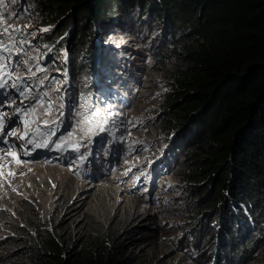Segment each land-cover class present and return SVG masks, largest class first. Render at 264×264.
<instances>
[{"label":"trees","instance_id":"16d2710c","mask_svg":"<svg viewBox=\"0 0 264 264\" xmlns=\"http://www.w3.org/2000/svg\"><path fill=\"white\" fill-rule=\"evenodd\" d=\"M35 4L42 40L57 41L54 53L64 45L71 65H81L92 55L95 36L107 30L114 34L116 25L111 23L117 22L112 19L118 14L140 10L152 11L156 18L170 16L172 21L163 19L168 40L160 43L158 58L148 71L151 84L161 78L158 93L164 94L159 107L150 110L160 120L155 137L173 134L172 148L186 145L177 184L185 192L184 205L191 216L185 230H179L178 239L184 233L176 241L179 251L171 244L159 254L151 245L167 237L154 226L159 224L155 217L141 219L133 202H123L131 212L113 201L104 210L96 205L107 201L112 191L132 200L135 193L125 183L120 182L118 190L115 179L104 177L98 183L107 186L78 207L65 185L47 190L45 195L54 189L61 192L55 199L50 196L45 210L31 192L0 213L1 221L11 227L5 240L0 236V244L5 242L0 264L11 250H18V259L9 264H222L220 258L232 250L244 264H264V0ZM64 15L67 20L59 22ZM131 20L132 15L125 23ZM171 24L176 27L172 38ZM155 87L150 96L157 92Z\"/></svg>","mask_w":264,"mask_h":264},{"label":"clouds","instance_id":"9594fccd","mask_svg":"<svg viewBox=\"0 0 264 264\" xmlns=\"http://www.w3.org/2000/svg\"><path fill=\"white\" fill-rule=\"evenodd\" d=\"M34 1V0H33ZM35 2V1H34ZM36 10V6H35ZM151 12V11H150ZM146 12V16L150 13ZM125 13V12H124ZM118 14L119 16L116 18L114 17L112 19L117 21L116 23H111L112 25H116L115 28L116 34H121L126 37H128L129 41H132V43L128 46H125L123 43V51L122 53L126 52L131 54V51H134V58H137V53L139 54L138 59L132 60L133 66L137 72L135 74H126L123 71L119 69V67H115V69H107L102 71L100 75H94L90 76L86 75L84 70H79V74L84 76L83 84L90 85L91 79H93V82L96 83L95 89L90 90L89 92H84V102L87 106V103L89 101L92 102L91 104L94 106L90 110L95 112L96 117H92L89 120L87 119L85 125L83 121V117L80 115L83 114V111L86 107H81L79 109V113L77 116H73V120L68 119L67 121L64 120V123L68 128L75 127L76 125H80V127L90 128L92 126H100L102 127V130H105V126L108 122L113 120H117L120 115L121 119L119 123H115V127H112V129H108V132L112 134L113 136L121 135V137L116 138L117 145L119 147H116L113 150H105L99 155H95L94 159L96 164L92 165V167L86 172V177L84 181H82L80 184H85V186H99L100 183H98L101 179L104 177H107L108 179H115L117 183H125L128 185V175L131 173L139 172V175L137 174L136 180L141 181L142 187L146 183L147 190H141V192H137L133 185L129 184V188L134 191L135 196H133L132 200L136 203L138 207H141V209L146 208L142 205L143 202H145L147 205H152L153 199L157 196V187L155 183L156 177H161L160 175L156 174L160 172L161 168H165L168 166L171 161L176 160L175 168L172 169V173H165L161 179L162 181L167 180L166 182H170L171 187L169 189L170 193L175 194L176 196L170 197L168 202L165 203L163 210H169L172 208H178L180 205L181 200L178 198L179 193L181 192V188L178 187L177 181L174 183L171 179V177L177 178V171L179 167L181 166V161L184 158L186 145L180 144L176 148H172V144L174 143V140L176 139L173 134L172 135H165L162 133L159 135V137H155L153 133L155 132V125L153 124L157 123V121H160L154 114V112L150 109L141 110L139 107V104L141 103L140 96L141 93L144 91V84L149 81L150 77H148V71L152 70V66L155 64L156 59L158 58L155 53H157L158 49H161V42H167L168 36L166 29L163 27L164 21L160 26H151L147 23V19L143 18L140 23H138V19L135 18L134 20H131L128 23H125V20L128 19V17L133 18V14L136 13L135 11L132 14ZM139 13V14H138ZM137 14L140 16L143 14L140 10L137 11ZM154 13L151 12L150 16H153ZM165 20L169 21L172 19L170 16L165 17ZM111 21V22H112ZM133 29H128L130 28ZM172 25V24H171ZM37 30H34L38 37L40 36V32L43 31L42 25L36 26ZM175 26L172 25L171 30V38L175 32ZM152 30L149 33H146L145 36L140 31L147 30V32ZM103 32V31H102ZM107 33L108 30L106 31ZM105 32V33H106ZM105 33H101L99 36H95L93 41V46H95V42L100 44L104 39H107L104 37ZM109 35V34H108ZM150 37V43L151 49L147 50L150 51V54H152L153 61L147 65H145L148 62V56L147 53H142L144 47H140L138 45L141 44L146 40L147 36ZM134 39V41L132 40ZM42 36H40L39 42L44 41L42 40ZM137 45V46H136ZM94 48V47H93ZM63 50L66 52V48L64 45L60 46V50L57 53H54V49L49 50L45 48V51H47L56 61L54 64L56 67H61L63 65H67V59H65L66 54L63 52ZM118 51H116L117 53ZM115 53V54H116ZM58 54V55H56ZM149 54V53H148ZM82 56L80 58H83L85 53L81 54ZM136 55V57H135ZM116 58V55L115 57ZM84 60H89L90 62L92 60L93 63L100 64L102 63L103 59V52L96 50L92 51V55H86ZM110 60H115L113 58H110ZM109 60V61H110ZM142 63V65H141ZM138 65V66H136ZM19 66H22L20 64ZM25 69H33L31 66ZM146 71L143 73V71ZM30 74H28L29 76ZM139 75V76H138ZM105 80V81H104ZM101 82V84L104 85V90L106 91L105 96L99 94V91L96 93L94 92L96 90V87H98L97 82ZM105 82L107 84L105 85ZM78 83V82H77ZM77 83L74 84V86L67 88V91L73 92L76 90ZM151 84V82H150ZM149 84V86H150ZM149 91V89H147ZM150 92V91H149ZM164 93V91L162 92ZM64 90H60L58 95L60 97H63ZM152 96H158L161 97L158 92H155ZM163 96V94H162ZM96 99V102L93 100ZM62 99V98H61ZM78 100L81 101L82 97H78ZM103 101H108L106 104L103 103ZM158 101V100H157ZM107 107V108H106ZM98 109V110H97ZM108 109V110H107ZM104 118L103 120H99V118ZM126 121V122H125ZM79 123V124H78ZM74 124V125H73ZM88 126V127H87ZM67 130V129H66ZM105 135H108L105 133ZM112 137V136H110ZM175 138V139H174ZM161 139V140H160ZM174 139V140H173ZM169 142V143H166ZM140 145V146H139ZM131 146H136L137 150L131 154L128 155V149ZM90 150H94L95 147L92 145V143H89ZM111 149V148H110ZM139 150V151H138ZM141 153V156L137 159H134L138 154ZM158 153V154H157ZM52 169V173L46 177L44 176H38L36 173H32V171L25 170V172H22L20 170V167H11L9 169H6L3 172L6 173L3 177L0 176V210L3 212L4 210H10L11 203H16L19 201V198L17 197H23L27 198L29 197L31 192L35 193V197H38V190L40 187H44V191L47 192V190H51L54 187H59L60 185H65V183H70L67 181H62L59 176L62 173L68 174L72 176L71 173H66L64 171H61L57 169L54 166H50ZM14 170V175H10L9 172ZM116 174V175H115ZM145 174V177H142V175ZM154 176V179H151L150 175ZM77 175V174H76ZM79 176V175H77ZM73 178V176H72ZM83 177H81L82 179ZM10 181H12L10 183ZM45 183H49V186L46 184V188L44 186ZM134 184V183H132ZM46 189V190H45ZM155 189V191H154ZM178 191V192H177ZM169 193V194H170ZM145 195V196H144ZM168 196V193H167ZM148 198V199H147ZM9 200H12L9 202ZM169 211L167 213H169ZM0 212V213H2ZM165 213V214H167ZM11 227L10 225H5L3 221L0 219V236L6 234L7 231H10ZM256 230L257 228H253ZM184 234V233H183ZM182 234V235H183ZM7 235L3 236V239L5 240V237ZM190 241H194V236L190 237ZM239 242H242L238 240ZM4 242V241H3ZM1 244H4V243ZM0 244V245H1ZM230 247H234V244L229 243ZM2 247V246H0ZM223 258L221 257L222 264H244L241 260H237L234 251L232 250L229 254H224ZM238 261V262H237Z\"/></svg>","mask_w":264,"mask_h":264},{"label":"rangeland","instance_id":"374dc122","mask_svg":"<svg viewBox=\"0 0 264 264\" xmlns=\"http://www.w3.org/2000/svg\"><path fill=\"white\" fill-rule=\"evenodd\" d=\"M19 6H20V4H18L16 2V7L19 8V9L15 12V14L13 15L11 20L13 22L14 27H17L18 29L21 28L20 30L23 31L21 36H23L26 39V41L28 42L27 45L25 46V49L20 52L19 59L23 60L29 66L36 67L38 69H42L43 68L45 70H48L50 68V66L52 67V64L47 61L45 48L39 43L38 35L35 32H31L28 29V24L32 23L31 19H33L34 22H38V20L41 19V17H40L41 14H39V16H37V13L33 12L34 9H35V6H36L34 1H32L30 4L23 5L22 7H19ZM29 6L32 7V13L28 14L29 18L27 20V19H25L23 17V15H24V12L27 11ZM64 13H66V12L64 11ZM150 13L148 14V16H146V14H142V15L139 16L138 15L139 13L138 14H133V16L135 18H140V19L146 18L147 21H148L147 23L149 25L160 26L162 24L163 19L165 17L160 15L157 18H153V16H150ZM65 20H67L66 15H64L60 19L59 22H64ZM19 21H21V22H19ZM21 23H25L26 26H22L23 24H21ZM65 24H67V22H65ZM9 26H10V24H9ZM146 33H147V30H145V33L143 34V36H145ZM107 37H109V35H106V38ZM39 38H40V36H39ZM111 38L120 41V44L123 43L125 46H128V45H130L132 43V41H129L128 37H126L124 35H121V34L114 33ZM132 40L134 41L133 38H132ZM123 44H121V45H123ZM151 44L152 43H150L149 35L147 36L146 40L142 43V45L138 43V45L140 47H142V46L144 47L142 53H147V50L151 49ZM110 48L111 47H108V49H110ZM119 52H121V51H119ZM148 53H147V55H149L148 56V62L145 65H147V64H149V63H151L153 61L152 54H150V51H148ZM3 57H4V59H6L5 54L3 55ZM10 57H12V52L10 54ZM135 57H136V55H135ZM138 57H139V54L137 53V58L136 59H138ZM43 58H44V61L47 64H45L43 62V60H42ZM15 59L16 58H13V64L14 65H16ZM2 64H6V63L2 62ZM11 68H12V66L9 67L8 65L6 67L7 73L9 74V76L12 75ZM145 72L146 71L144 70L143 73H145ZM155 80H156L155 84H150V80L147 81L146 84H144V88H143L144 91L141 93V96H140L141 103L139 104V107H140L141 110H146L147 111L150 108L157 109L159 107V105H160L159 102H157V100L158 101L161 100L162 96L161 97H158V96L156 97V96H150V94H149L150 93L149 91L155 86H156L155 88L157 89V92L160 89L163 88V83L161 81V78L158 76ZM149 84H150V86H149ZM101 85H102L101 87L104 86L103 84H101ZM101 87L99 85L98 89H100ZM147 89H149V91H147ZM165 92H167V91H165ZM104 96L105 95H103V97ZM93 100H94V98H93ZM94 101L96 102V99ZM40 103L43 104L45 107H49V103L45 104V103H43V101L40 102ZM91 103L92 102L89 103V101H88L87 106H86L85 110L83 111V114L80 115L81 117H83L84 125L86 123L85 119L91 117L92 113L89 112L90 108H92V107L94 108V106ZM62 104H63V102L60 101L59 107H58V113H60V114L63 113L62 111H63V108L65 106V105L62 106ZM54 105H55V103L51 107H53ZM103 119L104 118H102V117L99 118V120H103ZM158 123H160V121H157V123L153 124V126L157 125ZM79 127H80V125H78L77 127L75 126L74 128H76V129H73L72 133L75 134L74 135L75 138H79L81 135L84 136V133L81 134L82 130L81 129H77ZM166 143H169V142H166ZM136 150H137L136 146H131L128 149V155L133 154ZM7 156L10 157L11 155H7ZM140 156H141V153L138 154L134 159H137ZM31 160L34 161L33 164L30 162ZM0 161L2 163H8V164L1 165L0 172H3L6 169H9L11 167H20V170L22 172H25V170H29L30 169V171H32V173H36V175H38V176L46 177V176H48V175H50L52 173V169L50 168V165H51L50 163H47V162H42L41 163L38 160L28 159L26 157H23L22 155H19L16 158V160H14L13 162H11L8 159H5L4 157L1 158ZM66 166H68V165H66ZM70 170L72 171L71 174H72L73 178H72V176H70L68 174H65V173H62L59 176V178L62 181L70 182V183H65V186H66L67 189L64 190V191L67 192V193L69 192V197L72 198L73 200H76V204L74 205V207H78V206H81L82 204H86L87 202H89L92 199L93 193L95 194V191L100 190V187L107 186V184H103V185H100V186H95L93 184V185L88 187V186H85L84 183L83 184L77 183V181L79 180V177L76 174H78V172H76V170H73L71 168H70ZM137 174L139 175V172H136L134 174L131 173V174L128 175V180H129L128 185L129 184L133 185V187L135 188V190L137 192H141V188H142L141 183L142 182L141 181H137L135 179ZM156 174L161 176V171L156 173ZM150 176H151V179H154V176L152 174ZM142 177H145V174H143ZM161 179H163L162 176L161 177H156V179H155V183H156V187H157L156 190H157L158 194H161V193H164V192L168 191L170 189V187H171L170 183L163 182ZM171 179H172V181L174 183H176V181H177V183H178V181H180L178 178H175L173 176L171 177ZM132 183H134V184H132ZM119 186H120V183H117V184L114 185V187L116 189H118ZM143 186L146 187V183ZM108 187H109V185H108ZM57 189H59V188H57ZM56 191L57 190L54 189L49 194L45 195L46 192H44L43 185H42V187L39 188L38 197H36V199L40 202L39 204H44V206L42 207L43 210H45V208H47V204H49V200H50L51 197H52V199H55V198H57L58 195H60L61 190L59 191V193H55ZM184 193L185 192L182 190L179 193V195H178V198L181 200V202L179 204L180 206L178 208L177 207L176 208H172V209H170V211L168 209L164 211L163 210L164 207H159L160 209L155 208L152 205H147L145 202H143L142 205L146 208V210L145 209H141V207L135 206L134 200H129V199L121 196V194H119V193H117L115 191H112L111 195L107 196L108 197L107 201H103L101 199V202L97 203L96 205L98 206V208L100 210H104V207L106 205L110 204L111 201H113L115 203H122L119 209H128L129 212H131L133 208L130 207V206H126V205L133 202L132 205L137 207V209L139 210L138 212H135V214L139 215V217L141 219H145L142 216H146V217L147 216H153V217H155L154 220H155L156 224H157V222H159V224L154 225V226L156 228H157V226L161 227L160 230H163V234L167 238L165 239L166 240L165 242L160 243V244H155V245L152 244L151 246H153V248L157 251V253L164 254V252H167V250L170 248L171 244L174 245V248H171V249H173V251H176V250L179 251V249L177 248V242L176 241H178V242L181 241V239L183 237V235H182V237H180L178 239V237L180 236L179 230H185L184 227L186 225H188L189 222H190L189 221V217L191 216V213L189 212V210H187V208L184 205L186 203V200H187L186 199L187 197L185 196ZM172 196H176V195L172 194V193L168 194V196L166 197L167 201ZM123 202L126 205L123 204ZM82 206H85V205H82ZM168 211H169V213H167ZM0 212H2V211L0 210ZM165 213H167V214H165ZM7 244H9V243H7ZM0 246H3V244H1ZM4 247H6V246H4ZM168 254H170V253L168 252ZM17 255H18V250H11L10 252H8L3 258L4 259V264H9V263H12V262L16 261L18 259Z\"/></svg>","mask_w":264,"mask_h":264},{"label":"bare ground","instance_id":"6f19581e","mask_svg":"<svg viewBox=\"0 0 264 264\" xmlns=\"http://www.w3.org/2000/svg\"><path fill=\"white\" fill-rule=\"evenodd\" d=\"M1 65H4V64H2V62H1ZM5 70V75L1 78V80H0V83H4L5 84V86L4 87H8V85H9V81H8V79H9V74L7 73V69L5 68L4 69ZM107 83L105 82V85H106ZM98 86L100 85V87L102 86L101 85V82H99L98 84H97ZM104 87V86H103ZM98 88V87H97ZM102 88V87H101ZM100 88V89H101ZM98 91H99V89H98ZM82 133H84L83 131H81V134ZM74 133H72V140H70L69 139V141L70 142H72V144H71V146H72V148L74 149V150H76V151H78L79 150V148L80 147H85V145H87V142H86V140H85V137L84 136H80L79 138H75L74 137ZM61 143H63L62 141H61ZM19 144V139L18 138H16V140H15V142H14V145L17 147V145ZM51 152H53L52 150H51V148H50V146H48V144H47V148H37V149H35V150H33V151H26L25 153H23V154H20L16 149H9V148H7L5 151H4V154L5 155H22L23 157H26V158H28V159H34V160H38V161H40L42 158H43V156L45 155L46 156V158L48 159V157H49V155H53ZM51 153V154H50ZM55 155H58V157H60L59 158V163L60 164H62V165H67V162L65 161V155L63 154V155H59V153L58 152H56L55 153ZM44 162H47V163H50V162H48V160H44ZM69 168H71V169H73V170H75V168H72L71 166H68ZM145 196V195H144ZM89 198V197H88ZM36 204V203H35ZM22 206V205H21ZM83 209V208H82ZM30 212V211H29ZM71 213V212H70ZM137 217V216H136ZM50 218V217H49ZM32 219V218H31ZM18 228V227H17ZM20 228V227H19ZM38 234V233H37ZM53 242V241H52ZM57 244V243H56ZM108 246V245H107ZM115 248V247H114ZM133 250V249H132Z\"/></svg>","mask_w":264,"mask_h":264},{"label":"snow or ice","instance_id":"6c2138e0","mask_svg":"<svg viewBox=\"0 0 264 264\" xmlns=\"http://www.w3.org/2000/svg\"><path fill=\"white\" fill-rule=\"evenodd\" d=\"M11 2H12V3H15V0H11ZM0 3H2V0H0ZM18 30H19V29L14 28V29H13V32L18 31ZM46 30H47V29H45V31H46ZM5 35H7V36L9 37V39H11V37H12V33H9V31H8V27H5L4 30H3V32L0 33V38H2V37L5 36ZM0 51L8 52L9 55L11 54V49H9L7 45H3V47L0 48ZM6 67H7L6 64H4V65H0V71H2L3 69H5ZM4 74H6V73H4ZM4 86H5L4 83H0V88H3ZM13 87H15V85H13ZM10 123H11V121H10ZM45 124H47L46 121H45ZM6 134H7V135H12L11 132L6 133ZM17 138H19V139H23L24 137H17ZM39 146H40V145H37V147H39ZM43 146H44V147H47V144H45V145H43ZM58 147H59V146H58Z\"/></svg>","mask_w":264,"mask_h":264}]
</instances>
